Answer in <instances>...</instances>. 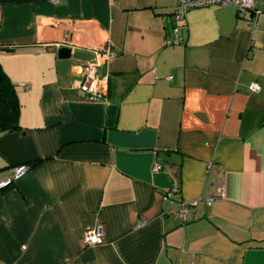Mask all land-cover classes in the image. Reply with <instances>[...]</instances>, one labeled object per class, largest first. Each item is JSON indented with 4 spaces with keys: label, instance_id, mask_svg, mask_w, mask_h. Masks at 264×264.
<instances>
[{
    "label": "crops",
    "instance_id": "crops-1",
    "mask_svg": "<svg viewBox=\"0 0 264 264\" xmlns=\"http://www.w3.org/2000/svg\"><path fill=\"white\" fill-rule=\"evenodd\" d=\"M256 6L254 27L235 6L177 22L178 0L0 2V48H14L0 62L21 102V129L0 134V182L29 166L0 188V264H264ZM66 45L112 51L106 99L74 87L81 65L59 73ZM181 199H199L186 221Z\"/></svg>",
    "mask_w": 264,
    "mask_h": 264
},
{
    "label": "built area",
    "instance_id": "built-area-1",
    "mask_svg": "<svg viewBox=\"0 0 264 264\" xmlns=\"http://www.w3.org/2000/svg\"><path fill=\"white\" fill-rule=\"evenodd\" d=\"M56 1V0H54ZM212 5L219 6H235L243 16H247L253 21L254 27L257 26L258 16L263 12L256 6V0H178V7L173 16L177 22L183 21L186 13L193 8L208 7ZM182 24H177L173 30L175 32V39H171V42H179L178 31L182 28ZM113 53L111 50H103L95 53V59L88 62L86 65H81V72L77 77L73 79L74 87L78 88L82 95H85L87 99L91 101H100L107 98L109 77L108 74H101L100 69L107 61L111 60ZM251 91H260L261 86L258 82H251L249 85ZM155 170L161 168V164H157ZM29 169L27 165L16 166L12 168V175L6 181L0 182V188H3L13 180L19 178ZM171 194L167 193L169 197ZM224 196V187H220L219 194L206 198V202L211 204L217 197ZM199 199L178 201V214L183 221H186L188 213L193 206H196ZM103 240L102 227L98 226L93 229H87L84 233V242L88 245H95ZM189 264H194L190 262Z\"/></svg>",
    "mask_w": 264,
    "mask_h": 264
},
{
    "label": "trees",
    "instance_id": "trees-1",
    "mask_svg": "<svg viewBox=\"0 0 264 264\" xmlns=\"http://www.w3.org/2000/svg\"><path fill=\"white\" fill-rule=\"evenodd\" d=\"M4 1L11 0H0ZM20 114L21 102L16 85L0 62V134L21 129Z\"/></svg>",
    "mask_w": 264,
    "mask_h": 264
},
{
    "label": "water",
    "instance_id": "water-1",
    "mask_svg": "<svg viewBox=\"0 0 264 264\" xmlns=\"http://www.w3.org/2000/svg\"><path fill=\"white\" fill-rule=\"evenodd\" d=\"M1 51L11 52L14 48H0ZM58 70L59 73L67 78L71 64L86 65L95 59V53L86 50L73 49L70 46H62L58 49Z\"/></svg>",
    "mask_w": 264,
    "mask_h": 264
}]
</instances>
